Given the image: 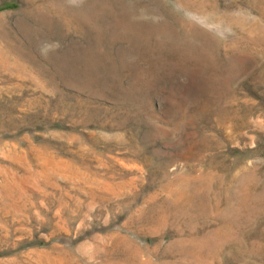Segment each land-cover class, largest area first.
<instances>
[{
	"label": "rangeland",
	"instance_id": "obj_1",
	"mask_svg": "<svg viewBox=\"0 0 264 264\" xmlns=\"http://www.w3.org/2000/svg\"><path fill=\"white\" fill-rule=\"evenodd\" d=\"M0 264H264V0H0Z\"/></svg>",
	"mask_w": 264,
	"mask_h": 264
},
{
	"label": "clouds",
	"instance_id": "obj_2",
	"mask_svg": "<svg viewBox=\"0 0 264 264\" xmlns=\"http://www.w3.org/2000/svg\"><path fill=\"white\" fill-rule=\"evenodd\" d=\"M56 46L55 45H44L41 48V55L47 56L49 52L55 51Z\"/></svg>",
	"mask_w": 264,
	"mask_h": 264
}]
</instances>
